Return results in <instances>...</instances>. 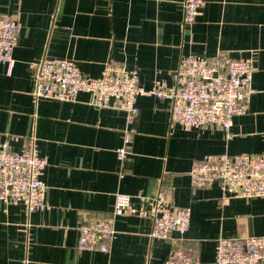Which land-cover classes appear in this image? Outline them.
<instances>
[{
  "label": "crops",
  "instance_id": "crops-1",
  "mask_svg": "<svg viewBox=\"0 0 264 264\" xmlns=\"http://www.w3.org/2000/svg\"><path fill=\"white\" fill-rule=\"evenodd\" d=\"M183 0H0V15L20 20L13 67L0 62V140L21 151L34 138L47 158L42 174L48 208L0 202V264H163L175 247L199 264H214L219 237L264 236V196L224 197L219 186L194 187L189 171L205 155H264V0H202L200 14L183 27ZM209 62L221 56L253 60L248 111L219 126L185 130L170 119L169 101L138 95L137 114L90 103L33 98L43 58L73 60L88 78L107 63L138 71L139 86L175 83L180 58ZM131 128L122 160L123 131ZM169 188L176 207H190L181 240L150 237L152 196ZM116 193L134 212L114 220L108 253L78 251L79 226L110 214ZM145 212L144 215L139 210Z\"/></svg>",
  "mask_w": 264,
  "mask_h": 264
},
{
  "label": "built area",
  "instance_id": "built-area-1",
  "mask_svg": "<svg viewBox=\"0 0 264 264\" xmlns=\"http://www.w3.org/2000/svg\"><path fill=\"white\" fill-rule=\"evenodd\" d=\"M202 0H183L182 25H190L200 14ZM21 23L12 14L0 15V62L12 70L13 51L17 45ZM253 60L221 56L209 62L203 55H183L175 72V83L169 86L156 79L151 88L138 83V71L124 65L107 63L96 79L81 73L73 60L43 58L34 75L33 98L75 101L80 92L90 94V103L107 107L110 102L124 111L130 124L136 114L138 95H153L169 101L170 119L183 129H197L214 124L228 131L232 117L248 111ZM131 128L123 131L124 145L116 151L122 160L125 145L130 142ZM47 158L39 155L33 138L21 151H12L8 142L0 140V202L4 205L24 204L28 212L48 208L46 185L42 174ZM189 177L194 187L217 184L224 197L253 198L264 196V155L249 153L205 155L194 162ZM128 194L116 193L110 214L83 222L76 242L78 251L108 253L115 238L114 220L135 210ZM150 237L181 240L190 223V207H176L169 188H160L152 196ZM141 215L145 212L139 210ZM163 264H199L191 252L175 247ZM214 264H264V236L219 237Z\"/></svg>",
  "mask_w": 264,
  "mask_h": 264
}]
</instances>
